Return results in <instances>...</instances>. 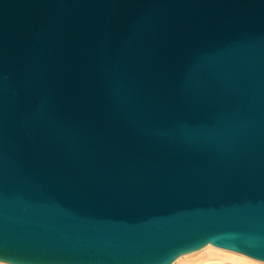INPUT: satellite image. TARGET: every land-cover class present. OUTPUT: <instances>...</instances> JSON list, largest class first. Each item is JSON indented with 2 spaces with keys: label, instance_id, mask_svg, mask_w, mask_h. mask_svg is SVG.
<instances>
[{
  "label": "water",
  "instance_id": "95a60500",
  "mask_svg": "<svg viewBox=\"0 0 264 264\" xmlns=\"http://www.w3.org/2000/svg\"><path fill=\"white\" fill-rule=\"evenodd\" d=\"M264 262V0H0V264Z\"/></svg>",
  "mask_w": 264,
  "mask_h": 264
},
{
  "label": "rangeland",
  "instance_id": "374dc122",
  "mask_svg": "<svg viewBox=\"0 0 264 264\" xmlns=\"http://www.w3.org/2000/svg\"><path fill=\"white\" fill-rule=\"evenodd\" d=\"M218 249L212 245H208L195 253H190L192 255L186 254L181 256L184 261L182 260L180 262L179 260L181 258H178V261L176 260L172 264H264L262 261L250 258L237 252Z\"/></svg>",
  "mask_w": 264,
  "mask_h": 264
},
{
  "label": "bare ground",
  "instance_id": "6f19581e",
  "mask_svg": "<svg viewBox=\"0 0 264 264\" xmlns=\"http://www.w3.org/2000/svg\"><path fill=\"white\" fill-rule=\"evenodd\" d=\"M207 246H208V245H207ZM212 246H213V245H212ZM213 247H215V246H213ZM215 248L218 249L217 247H215ZM219 249L221 250V248H219ZM219 249H218V250H219ZM203 250H204V249H203ZM223 250L225 251L226 249H223ZM229 251H230V250H229ZM200 252H201V251H200ZM194 253H195V252H194ZM190 255H192V254H190ZM185 257H189V256H185ZM180 258H181V257H180ZM180 258H179V259H180ZM182 258H183V257H182ZM182 258L179 260L180 262H181L182 260L184 261V259H182ZM177 261H178V260H177Z\"/></svg>",
  "mask_w": 264,
  "mask_h": 264
}]
</instances>
